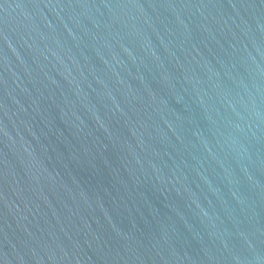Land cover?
Masks as SVG:
<instances>
[{"label":"water","instance_id":"obj_1","mask_svg":"<svg viewBox=\"0 0 264 264\" xmlns=\"http://www.w3.org/2000/svg\"><path fill=\"white\" fill-rule=\"evenodd\" d=\"M0 264H264V0H0Z\"/></svg>","mask_w":264,"mask_h":264}]
</instances>
